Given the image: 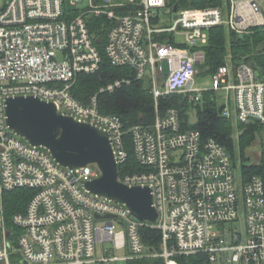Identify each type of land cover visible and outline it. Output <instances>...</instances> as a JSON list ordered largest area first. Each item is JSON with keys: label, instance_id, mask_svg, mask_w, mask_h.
<instances>
[{"label": "built area", "instance_id": "built-area-1", "mask_svg": "<svg viewBox=\"0 0 264 264\" xmlns=\"http://www.w3.org/2000/svg\"><path fill=\"white\" fill-rule=\"evenodd\" d=\"M2 2L0 264H16V255L20 264H109L143 258L150 254L141 235L144 227L161 232L163 252L153 256L166 264L196 254H207L212 264H264V176L245 182L221 143L204 141L196 129L184 130L180 112H162L159 103L177 94L198 103L205 92L226 90L229 102L221 113L226 119L264 125V69L259 65L242 63L234 72L222 66L211 75L210 88L195 87L210 31L220 26L246 36L264 30V0L178 9L176 20L168 0ZM91 17L109 22L106 57L131 74L101 86L85 103L74 94L75 86L80 76L99 72L102 62L89 28ZM179 36L184 37L181 44ZM142 80L149 81L155 99L153 124L125 129L120 117L101 112V95ZM19 96L55 103L60 113L109 132L118 166L128 159L130 136L134 156L147 171L120 176V181L152 188L158 220H138L126 206L92 194L84 182L97 176L93 168L63 167L49 150L11 131L5 101ZM18 189L36 194L26 211L12 219L21 231L17 235L7 225L4 204L6 193ZM107 242L113 249L104 247ZM98 244L102 256L97 259Z\"/></svg>", "mask_w": 264, "mask_h": 264}, {"label": "trees", "instance_id": "trees-1", "mask_svg": "<svg viewBox=\"0 0 264 264\" xmlns=\"http://www.w3.org/2000/svg\"><path fill=\"white\" fill-rule=\"evenodd\" d=\"M223 0H195L190 4V0H168L170 7L177 6L178 9L219 7ZM128 12V11H127ZM109 22L105 17H91L89 20L90 31L95 35V45L102 56L99 72L95 75H82L74 89L76 97L87 103L91 96L95 95L101 86L123 77H128L131 70L113 66L105 54L107 44V32ZM170 40L169 35L162 37ZM206 61L203 69L210 75L215 74L222 66H231L233 72L242 63H254L264 69V30L258 29L254 33L246 35L245 40H238V35L228 31L225 27H216L210 31V43L205 48ZM264 74V71H263ZM148 80L133 82L131 85L122 87L114 93L103 94L99 97V107L102 113L112 114L121 118L125 129H129L139 124H153L155 121V99L151 93ZM219 96L213 92H205L201 101L191 103L187 96L177 94L159 99L160 108L165 112L169 108H175L180 112L182 127L184 130H198L201 132L203 140L211 138L221 143L230 154L234 164L241 162V172L245 182L255 175L264 176V156L261 163L251 165L246 156V150L254 143L257 135V124L244 125V133L234 137V127L232 121L226 119L221 114ZM192 112L197 114V122L192 124L190 116ZM127 161L119 166L121 178L126 174L146 172L147 168L141 166L134 156L130 136L127 135ZM36 191L31 189H18L6 193L5 195V216L10 230L18 234L21 231L13 225L12 219L18 213H23L35 196ZM142 239L149 250V255L125 260V264H166L164 258L155 257V254L163 252L162 234L157 229L142 228ZM152 251V252H150ZM178 264H212L207 254H196L190 256L176 257ZM14 263L20 264L22 260L18 255L14 256Z\"/></svg>", "mask_w": 264, "mask_h": 264}, {"label": "water", "instance_id": "water-1", "mask_svg": "<svg viewBox=\"0 0 264 264\" xmlns=\"http://www.w3.org/2000/svg\"><path fill=\"white\" fill-rule=\"evenodd\" d=\"M194 2L190 0V4ZM173 10L176 13L178 7ZM173 18H178L177 13ZM245 39L243 34L238 36L239 41ZM224 108L221 107V113ZM5 114L11 131L29 144L49 150L61 166L93 168L97 176L84 182L86 190L126 206L138 220L152 223L158 220L152 188L142 185L130 187L120 181L109 132L89 123H80L72 116L60 113L55 103L35 96L8 98ZM107 218L113 216L108 215Z\"/></svg>", "mask_w": 264, "mask_h": 264}, {"label": "rangeland", "instance_id": "rangeland-1", "mask_svg": "<svg viewBox=\"0 0 264 264\" xmlns=\"http://www.w3.org/2000/svg\"><path fill=\"white\" fill-rule=\"evenodd\" d=\"M2 0H0V6L2 5ZM223 5V1L222 4L219 6ZM164 17L168 18V22L171 23L172 20L169 16H167L166 14H164ZM167 23V20H166ZM176 36V35H175ZM179 42H184V37L180 36L178 37ZM201 70L200 74L196 76L195 78V87L200 88V89H208L212 86V79H211V75L207 72H205V69H203L202 66H200L199 68ZM163 81L161 80V85H163ZM218 96H219V103L220 105H224L227 104L229 102V94L228 92L225 91H219L218 92ZM232 99V96H231ZM197 114L196 112H192L191 116H190V122L192 124L197 122ZM231 121V120H230ZM233 123V127H234V137L235 139L238 141V137H240V135H242L244 133V125H239L237 124L235 121H232ZM257 135H256V140L254 141V143L246 150V156L247 158L250 159V161H248V164L251 165H258L260 164L261 158L262 156H264V125H259L257 124ZM241 162L240 160L238 161V164H236V166H238V170L241 169ZM239 172V171H238ZM120 228H118L119 230ZM104 247L106 249H113L112 243L111 242H107L105 243ZM119 256H123L125 254L124 251H121L118 253ZM102 256V246L100 244H98L97 246V254L95 256V258H100ZM21 260V259H20ZM12 261H14V257L12 259ZM109 264H125L124 260H119V261H115V262H111Z\"/></svg>", "mask_w": 264, "mask_h": 264}, {"label": "crops", "instance_id": "crops-1", "mask_svg": "<svg viewBox=\"0 0 264 264\" xmlns=\"http://www.w3.org/2000/svg\"><path fill=\"white\" fill-rule=\"evenodd\" d=\"M179 37H180V36H179ZM176 40L178 41V44L183 43V42H179L178 37L176 38ZM217 96H218V95H217ZM218 99H219V97H218Z\"/></svg>", "mask_w": 264, "mask_h": 264}]
</instances>
